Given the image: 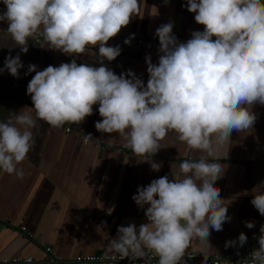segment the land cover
<instances>
[{
    "label": "clouds",
    "instance_id": "1",
    "mask_svg": "<svg viewBox=\"0 0 264 264\" xmlns=\"http://www.w3.org/2000/svg\"><path fill=\"white\" fill-rule=\"evenodd\" d=\"M2 2L6 10L0 12V22L8 26L0 32L21 52L27 53L29 38L40 36L41 47L98 57L100 66L78 64L75 58L42 71L35 64L27 66L25 75L35 73L26 89L33 111L11 112L0 121V170L23 179L24 170L17 165L35 147L32 129L38 121L53 128L80 125L94 105L102 118L95 122L96 130L119 134L138 158L155 156L168 133L175 132L192 156L170 163L171 178L165 174L138 186L132 200L144 210L146 222L117 226L106 245L111 256L104 258L110 264L125 259L152 264L153 253L157 264H186L183 257L193 239L209 243L210 230L222 231L231 221L216 185L225 168L214 142L227 143L233 131L251 129L257 119L252 107L264 105V0H186L182 7L195 14L203 31H192L190 39L180 42L172 22L157 27L159 58L153 63L146 55V84L130 69L117 75L104 64L121 54L119 45L108 42L139 15L140 0ZM134 37L124 43L130 45ZM23 67L20 55L9 53L0 73L7 70L19 78ZM143 161L153 171L163 166V161ZM250 202L264 216V191H253ZM245 226L252 229L255 223L245 221ZM259 231L258 247L245 264H264V224ZM247 240L241 232L224 246L237 248L239 255Z\"/></svg>",
    "mask_w": 264,
    "mask_h": 264
},
{
    "label": "crops",
    "instance_id": "2",
    "mask_svg": "<svg viewBox=\"0 0 264 264\" xmlns=\"http://www.w3.org/2000/svg\"><path fill=\"white\" fill-rule=\"evenodd\" d=\"M184 3L186 0H168L167 4L164 0H140L139 15L108 42L110 46L119 45L121 54L113 61L105 59L104 64L117 75L130 69L146 84L145 57L150 55L153 63L159 58L157 27L172 22L173 33L180 42L190 39L192 31H203L204 26L194 20L195 14L182 7ZM4 10L0 0V12ZM7 26L6 22H0V29ZM133 33L155 37L156 43L125 44L126 36ZM41 40L40 36L29 38L28 51L23 53L19 45L0 32L3 45L0 68L9 53L19 54L24 64L19 78L7 70L0 73V121H6L11 112L33 111L31 97L26 93L35 75L34 72L25 75L29 64L37 65V70L42 71L49 65L59 66L75 58L78 64L100 66L98 57L68 56L41 47ZM93 52L98 53V47ZM252 111L257 119L251 129L233 131L227 143L214 142V152L225 168L216 185L231 221L224 223L222 231L210 230L209 243L193 239L185 253L205 252L237 258L258 247L255 237L260 235L264 216L250 201L253 191H264V105L256 104ZM101 119L98 105H94L93 114L80 125L66 123L53 128L38 121L32 129L35 147L17 165L24 170V178L0 170V259L28 255L44 259L46 246H52L64 260L79 254H110L106 245L116 236L117 226L146 222L144 210L132 200L138 186H146L165 174L171 178L170 163H179L193 154L186 144L176 140L175 132H169L161 142L164 147L155 156L138 158L124 147L119 134H102L96 130L95 122ZM68 127H71L69 132ZM88 134L91 137L85 142ZM150 159L163 161L158 172L143 161ZM245 221H253L255 227L247 228ZM241 232L248 240L238 249V255L237 248L224 245Z\"/></svg>",
    "mask_w": 264,
    "mask_h": 264
},
{
    "label": "built area",
    "instance_id": "3",
    "mask_svg": "<svg viewBox=\"0 0 264 264\" xmlns=\"http://www.w3.org/2000/svg\"><path fill=\"white\" fill-rule=\"evenodd\" d=\"M134 34L135 37L131 41V43L133 44H142L150 41H152L153 45H155L156 43L155 37L148 38L140 36L137 33ZM129 36H126V38H128ZM67 131H71V127H68ZM84 141L88 142L89 138L87 140L84 139ZM44 252V259H38L33 255L14 256L12 258H1L0 264H5V261L7 262V264H110V261L104 258L106 254H79L72 259L64 260L60 258L57 251L52 246H46L44 248ZM251 252L252 251L243 252L237 258H233L229 255H211L205 252H188L185 253L183 259L186 261V264H245L246 261H249L251 259ZM107 255L111 256V253ZM149 255L152 256V264H157L158 258L155 257L153 253H149ZM88 257H94L95 259L89 261L87 259ZM205 257L207 258L206 261ZM118 264H130V262L125 259L118 261ZM136 264H142V262L138 261L136 262Z\"/></svg>",
    "mask_w": 264,
    "mask_h": 264
}]
</instances>
